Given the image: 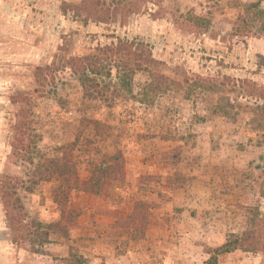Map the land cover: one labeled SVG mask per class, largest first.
Here are the masks:
<instances>
[{
  "label": "rangeland",
  "instance_id": "obj_1",
  "mask_svg": "<svg viewBox=\"0 0 264 264\" xmlns=\"http://www.w3.org/2000/svg\"><path fill=\"white\" fill-rule=\"evenodd\" d=\"M80 1L0 0V264H264L214 253L264 218V36L236 32L231 0H163L107 24ZM187 13L205 34L179 30ZM118 40L149 56L148 72L113 102L85 101L67 60ZM117 152L123 170L97 195L68 190ZM63 154L66 178L49 167ZM3 193L24 207L13 232Z\"/></svg>",
  "mask_w": 264,
  "mask_h": 264
},
{
  "label": "trees",
  "instance_id": "obj_2",
  "mask_svg": "<svg viewBox=\"0 0 264 264\" xmlns=\"http://www.w3.org/2000/svg\"><path fill=\"white\" fill-rule=\"evenodd\" d=\"M163 0H81L79 6L75 9L80 12L83 17L92 20L95 24H107V20H125L129 15H139L142 8L147 4H152L159 7ZM236 7H240L241 16L235 28L238 34H250L253 30H257L264 36V10L260 9L257 4L238 5V0H231ZM178 28L181 32L190 35H203L208 30V21L204 18L196 17L192 13H187L183 16V21L178 23ZM112 47V46H111ZM114 48L104 47L98 49L97 54L83 55L81 57H72L67 60V67L72 71L73 76L77 79L82 97L85 101L106 102L104 94H110V101L113 102L119 98V92L130 93L131 82L134 74L138 72H148L151 65L149 56H145L136 50H133L131 45L122 44L118 40V44ZM110 56L107 59V56ZM101 56H104L103 59ZM117 59L114 61L112 59ZM115 70L116 83L111 81V71ZM105 75L107 82L103 81L100 84L98 78ZM147 88L151 90L153 86L159 88L153 78ZM99 82V83H98ZM113 89L112 91H110ZM111 107V105H108ZM264 113V107L262 108ZM93 129L100 130V125L97 121H93ZM73 148V144L69 145ZM65 162V164H62ZM60 163V164H59ZM70 161L63 154L59 162L50 161V169L52 175H57L60 178L70 176L71 168H68ZM123 170V158L120 153L112 156H104L101 161L93 167L90 178L87 181L78 182L76 179L72 184L67 183L68 190L74 189L85 194L97 195L101 185L105 181L115 179ZM3 187V186H2ZM5 214L9 221L11 232L15 231V226L19 228L21 216L24 214V207L19 199L10 201L11 197H6L2 194ZM257 210L254 211V213ZM22 212V214H20ZM255 217L251 220L249 229L239 235L231 234L227 237L225 243L214 250L217 256H225L236 251L247 254H264V218L255 213ZM35 225V230L42 227L39 223ZM17 228V231H18ZM47 231L42 233L39 238V245L48 243V237L52 225L46 227ZM16 231V233H17ZM15 244V243H14ZM31 244V243H30ZM37 254V251H32ZM210 260L216 261V257H211ZM70 264H84V259L81 256L71 259Z\"/></svg>",
  "mask_w": 264,
  "mask_h": 264
},
{
  "label": "crops",
  "instance_id": "obj_3",
  "mask_svg": "<svg viewBox=\"0 0 264 264\" xmlns=\"http://www.w3.org/2000/svg\"><path fill=\"white\" fill-rule=\"evenodd\" d=\"M121 264H130L128 261L123 260ZM106 264H112V261H108Z\"/></svg>",
  "mask_w": 264,
  "mask_h": 264
}]
</instances>
